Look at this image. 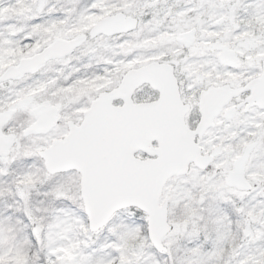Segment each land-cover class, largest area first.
<instances>
[{
  "label": "snow or ice",
  "instance_id": "1",
  "mask_svg": "<svg viewBox=\"0 0 264 264\" xmlns=\"http://www.w3.org/2000/svg\"><path fill=\"white\" fill-rule=\"evenodd\" d=\"M0 264H264V0H0Z\"/></svg>",
  "mask_w": 264,
  "mask_h": 264
}]
</instances>
